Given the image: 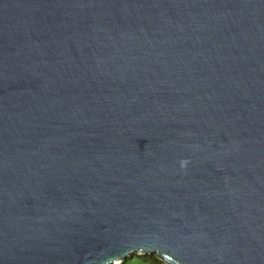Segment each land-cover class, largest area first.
I'll return each instance as SVG.
<instances>
[{"label": "water", "instance_id": "95a60500", "mask_svg": "<svg viewBox=\"0 0 264 264\" xmlns=\"http://www.w3.org/2000/svg\"><path fill=\"white\" fill-rule=\"evenodd\" d=\"M264 264V0H0V264Z\"/></svg>", "mask_w": 264, "mask_h": 264}, {"label": "rangeland", "instance_id": "374dc122", "mask_svg": "<svg viewBox=\"0 0 264 264\" xmlns=\"http://www.w3.org/2000/svg\"><path fill=\"white\" fill-rule=\"evenodd\" d=\"M140 256L142 257L141 258L139 257L138 259L135 258L136 255L130 256L129 258H131V260L128 261V264H165L162 261L161 263L156 262L155 260L156 256L153 254H146V255H140Z\"/></svg>", "mask_w": 264, "mask_h": 264}, {"label": "trees", "instance_id": "16d2710c", "mask_svg": "<svg viewBox=\"0 0 264 264\" xmlns=\"http://www.w3.org/2000/svg\"><path fill=\"white\" fill-rule=\"evenodd\" d=\"M139 257L141 258L142 256H140V255H136L135 258L138 259ZM129 260H131V258H128L127 260H125V261H124L123 263H121V264H128V261H129ZM155 260H156V262L161 263V261H160L157 257L155 258Z\"/></svg>", "mask_w": 264, "mask_h": 264}]
</instances>
